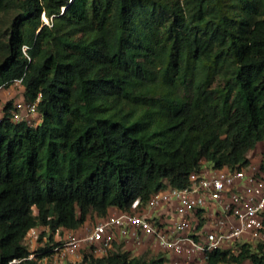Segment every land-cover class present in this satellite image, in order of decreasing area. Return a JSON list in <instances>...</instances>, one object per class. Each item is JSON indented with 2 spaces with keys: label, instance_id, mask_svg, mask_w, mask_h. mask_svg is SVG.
Listing matches in <instances>:
<instances>
[{
  "label": "trees",
  "instance_id": "trees-1",
  "mask_svg": "<svg viewBox=\"0 0 264 264\" xmlns=\"http://www.w3.org/2000/svg\"><path fill=\"white\" fill-rule=\"evenodd\" d=\"M10 12L0 89L22 80L27 101L41 92L42 121L14 123V102L3 105L0 264H40L27 259L32 228L53 240L167 184L187 187L203 162L249 166L264 143V0H0ZM205 258L264 264V243ZM77 264L168 260L117 250Z\"/></svg>",
  "mask_w": 264,
  "mask_h": 264
},
{
  "label": "built area",
  "instance_id": "built-area-1",
  "mask_svg": "<svg viewBox=\"0 0 264 264\" xmlns=\"http://www.w3.org/2000/svg\"><path fill=\"white\" fill-rule=\"evenodd\" d=\"M41 97L38 92L33 101H15L12 121L38 126L42 121L38 111ZM38 230L30 229L24 240L31 252L27 259L40 264L77 263L85 248H91L96 257L106 256L115 251L117 237L136 244L149 238L178 257L218 249L235 251L238 243H264V170L252 164L215 169L203 162L202 170L190 175L187 187L167 184L147 203L136 199L128 211L103 219L82 235L60 228L55 234L63 231L65 235L47 251L32 248V242L40 237ZM21 261L14 259L10 264Z\"/></svg>",
  "mask_w": 264,
  "mask_h": 264
},
{
  "label": "rangeland",
  "instance_id": "rangeland-1",
  "mask_svg": "<svg viewBox=\"0 0 264 264\" xmlns=\"http://www.w3.org/2000/svg\"><path fill=\"white\" fill-rule=\"evenodd\" d=\"M14 16H15L14 12H10L7 14L0 13V33L5 35V33L7 32L8 26H9V24H10V22ZM42 19L45 23H50L49 19L46 16L43 15ZM25 50H26V48H25ZM24 95H25V87L22 84L17 83V82H14L12 85H10L8 87H4V88L0 89V99L3 100L4 103H7L9 101H13V102L19 101V100L25 98ZM3 107H4L3 105L2 106L0 105V119L3 117ZM263 152H264V143L260 142L257 145V147L253 151H251L249 154V158L251 160L252 165L257 166V167L261 165ZM63 235H65V233L62 231L61 235L58 236V240H55L53 238V240H50V241H49V235H47V236H45V235L41 236L40 235V237L37 239V242L35 239L34 244H33V248H37V247H40V248L43 247L44 248L45 245L46 246L50 245L52 247L53 245H55L56 243L59 242V240L63 237ZM44 236L46 237L47 241L44 239ZM24 242H25V240H24ZM90 250H91V248L81 249V251H80L81 258L77 263H81L84 260L85 256L93 255ZM117 250L127 251L125 248L122 247V244L117 246L116 251ZM41 251H43V250H41ZM128 252H130V251H128ZM131 255H133V254L131 253ZM139 257L144 258V259H150L151 255L145 254V255L139 256ZM77 263H74L73 261H66L65 263H61V264H77Z\"/></svg>",
  "mask_w": 264,
  "mask_h": 264
},
{
  "label": "crops",
  "instance_id": "crops-1",
  "mask_svg": "<svg viewBox=\"0 0 264 264\" xmlns=\"http://www.w3.org/2000/svg\"><path fill=\"white\" fill-rule=\"evenodd\" d=\"M0 105L1 106L4 105L3 100H1ZM120 212H121V210H119L117 207H111V208H109V211H108V214L106 217L101 218V217H97V216H93V217L90 216L86 220V222L82 225V227H80L79 229L73 230V231L75 233H78L81 235L85 234L88 230L93 228V226L96 223L101 222L103 219H105L109 216L117 215ZM38 231H41V230L39 229ZM45 231L48 233L47 235L50 234V232L48 230H45ZM47 235H45V236H47ZM45 236H44V239L46 240ZM53 237L55 240H58V235H56L55 233H54ZM34 241L32 242V248H33ZM36 242H37V240H36ZM121 244H122L123 248H125L127 251H130L134 256H137V257L143 256L145 254L151 255V257H154V256L162 253L167 258L168 264H173V262L176 260H179V264H207L204 254L200 253V254H196L192 257H186V256L178 257V256L174 255L172 252L167 251V250L163 249L162 247H159L149 238H145L144 241L142 242V244H136L131 240H125L122 237H117V239L114 242V250L116 251L117 246H119ZM29 249H30V247H29Z\"/></svg>",
  "mask_w": 264,
  "mask_h": 264
},
{
  "label": "bare ground",
  "instance_id": "bare-ground-1",
  "mask_svg": "<svg viewBox=\"0 0 264 264\" xmlns=\"http://www.w3.org/2000/svg\"><path fill=\"white\" fill-rule=\"evenodd\" d=\"M46 19V18H45Z\"/></svg>",
  "mask_w": 264,
  "mask_h": 264
}]
</instances>
